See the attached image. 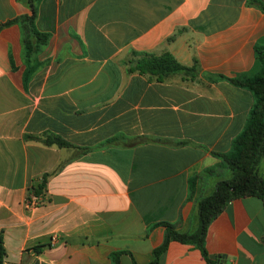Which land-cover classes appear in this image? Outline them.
<instances>
[{
    "label": "crops",
    "instance_id": "crops-1",
    "mask_svg": "<svg viewBox=\"0 0 264 264\" xmlns=\"http://www.w3.org/2000/svg\"><path fill=\"white\" fill-rule=\"evenodd\" d=\"M28 13L0 0L3 264H112L119 251L120 264H149L158 224L194 231L197 199L230 178L214 154L229 153L254 96L228 79L259 72L264 11L247 0H41L35 27L50 39L25 78L20 28L2 25ZM165 53L196 63L195 77L134 71L140 55ZM44 133L71 147L32 139ZM140 137L186 145L128 146ZM54 171L47 202L28 205L31 185ZM257 172L264 180V161ZM205 248L220 264H264L263 201L230 202ZM160 264L207 263L171 241Z\"/></svg>",
    "mask_w": 264,
    "mask_h": 264
},
{
    "label": "trees",
    "instance_id": "trees-1",
    "mask_svg": "<svg viewBox=\"0 0 264 264\" xmlns=\"http://www.w3.org/2000/svg\"><path fill=\"white\" fill-rule=\"evenodd\" d=\"M16 1L25 6L29 13L7 21L2 27L16 24L20 28L22 58L27 65L25 75V78H27L36 63L38 55L48 45L50 35L40 33L35 27L37 10L41 0ZM247 5L255 6L264 11V3L259 0H247ZM255 52L257 64L260 67L259 72L254 76L228 79L232 85L247 89L254 96V103L248 114L245 127L232 141L229 153L214 154L220 160L218 167L227 168L230 171V178L218 181L210 195L197 199V227L194 231L181 232L172 224H158L164 227L165 235L161 245L152 251V261L149 264H160V260L167 251L171 241L193 246L199 250L207 264H220L219 258L212 260L205 248V236L210 223L234 200L256 197L264 203V180L257 172L258 164L264 161V48H257ZM140 56L135 62L134 71L143 75L154 76L157 81H162L174 74L194 78L198 71L196 63L192 67L183 66L168 53L160 56L146 54ZM32 139L47 147H71L69 143L51 133H44L40 136L32 137ZM147 142L174 148L186 145L185 142H173L168 139L140 137L129 141L128 146H136ZM58 170L59 168L56 169V171ZM214 170L215 168H210L205 170V173L212 174ZM56 171L42 175L41 179L33 183L29 188V196L32 195L35 199H40L39 205L47 202L45 200L47 180ZM122 254H124L123 251L112 253L110 255L112 264H120ZM4 257L5 250L2 237L0 236V264H3ZM133 264L136 263L133 262Z\"/></svg>",
    "mask_w": 264,
    "mask_h": 264
},
{
    "label": "built area",
    "instance_id": "built-area-1",
    "mask_svg": "<svg viewBox=\"0 0 264 264\" xmlns=\"http://www.w3.org/2000/svg\"><path fill=\"white\" fill-rule=\"evenodd\" d=\"M40 202V199H35L32 195L29 196V200L27 201V204L30 206H36L39 205L38 203Z\"/></svg>",
    "mask_w": 264,
    "mask_h": 264
},
{
    "label": "water",
    "instance_id": "water-1",
    "mask_svg": "<svg viewBox=\"0 0 264 264\" xmlns=\"http://www.w3.org/2000/svg\"><path fill=\"white\" fill-rule=\"evenodd\" d=\"M224 258H225L224 256H222V257H219V259H221V260H222V259H224Z\"/></svg>",
    "mask_w": 264,
    "mask_h": 264
},
{
    "label": "rangeland",
    "instance_id": "rangeland-1",
    "mask_svg": "<svg viewBox=\"0 0 264 264\" xmlns=\"http://www.w3.org/2000/svg\"><path fill=\"white\" fill-rule=\"evenodd\" d=\"M215 171V170H214Z\"/></svg>",
    "mask_w": 264,
    "mask_h": 264
}]
</instances>
